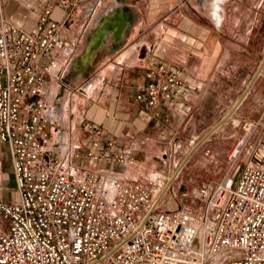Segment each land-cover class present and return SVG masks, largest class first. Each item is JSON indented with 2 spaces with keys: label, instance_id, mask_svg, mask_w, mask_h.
<instances>
[{
  "label": "built area",
  "instance_id": "1",
  "mask_svg": "<svg viewBox=\"0 0 264 264\" xmlns=\"http://www.w3.org/2000/svg\"><path fill=\"white\" fill-rule=\"evenodd\" d=\"M59 3L68 10L77 0ZM54 8L28 32L0 0V143L16 180V199L0 198V264H264V112L243 123L226 178L194 189L193 205L176 212L160 208L153 188L100 168L134 162L131 148L100 125L84 128L82 150L60 129L58 153L71 152L72 162L50 166L57 111L46 88L63 46ZM186 86L169 65L152 62L134 102L155 108ZM73 160L91 167L70 171Z\"/></svg>",
  "mask_w": 264,
  "mask_h": 264
},
{
  "label": "crops",
  "instance_id": "2",
  "mask_svg": "<svg viewBox=\"0 0 264 264\" xmlns=\"http://www.w3.org/2000/svg\"><path fill=\"white\" fill-rule=\"evenodd\" d=\"M2 2L7 18L28 32L54 4L52 16L62 24L63 46L46 88L49 104L53 108L62 104L60 109L68 111L70 97L62 98V92L72 90L68 79L73 77L85 80L86 97L90 92L101 95L100 122L89 121L84 128L90 123L102 126L119 146L131 148L134 159L126 168L101 166L108 176L141 184L149 175L143 162L150 154L145 144L157 136L177 137L189 127L194 128V148L221 142L217 148L214 143L207 155L225 157L244 136L243 123L264 112V42H252L256 32H264V0H77L68 10L59 0ZM159 61L182 75L187 86L172 101L141 108L134 102L136 88L145 81L150 64ZM254 63L259 64L256 71ZM230 64L235 65L234 76L242 72L239 86L244 89L221 116L222 97L216 98L215 88L230 80ZM72 103L76 104L75 98ZM215 103L219 105L210 106ZM165 124L168 130L163 133ZM52 126L57 127L58 139L62 128L55 120ZM63 131L68 142L80 145L68 120ZM7 156L11 161L8 151ZM84 163L91 167L88 161L78 164ZM3 186L2 200L16 198Z\"/></svg>",
  "mask_w": 264,
  "mask_h": 264
},
{
  "label": "rangeland",
  "instance_id": "3",
  "mask_svg": "<svg viewBox=\"0 0 264 264\" xmlns=\"http://www.w3.org/2000/svg\"><path fill=\"white\" fill-rule=\"evenodd\" d=\"M256 32L255 38L252 42H264V32ZM257 58V57H255ZM242 65V64H241ZM245 65V64H244ZM254 71L258 67V63H254ZM234 64L229 65V81L222 80L221 85L216 86V98L222 97L221 116H224L229 107L232 104L233 99H236L239 95L238 91H242V72L237 75H233L232 71L235 70ZM234 68V69H233ZM231 74V75H230ZM69 84L72 86V90L64 89L62 92V98L70 97V105L68 111H64L62 104L59 106L54 104V108L60 109L56 113V121L59 119L57 116L63 111V116H66L63 121L71 125L72 133L80 140V149H83L82 141H85L84 126L89 121L100 122L102 111L100 108L101 95L92 94L91 92L86 97L85 94V80L69 78ZM76 101L73 104L72 101ZM217 102V101H216ZM218 103L210 104V106H217ZM59 125V124H56ZM60 126V125H59ZM61 128V126H60ZM194 128H187L185 132L176 136H170L162 138L160 136L155 137L153 142L145 144L144 149L149 147L150 152L147 159L143 160L147 174H149L141 184L153 188L155 191L154 199L159 203L160 208L167 212H176L181 208H187L192 206L190 194L194 189L200 188L204 184L215 183L226 178L229 170V160L227 155L225 157L211 158V154L207 155L208 149H212L211 146L216 143L215 147L222 146L221 142H209L201 145L198 149L192 152L193 148L197 144L195 135L191 133ZM49 133L53 136V142L51 147L54 155H47L50 160V166L56 168L58 165L68 161L72 162L71 152L64 154L58 153V147H60L57 141V127L48 126ZM244 131V129H243ZM214 147V146H212ZM7 145L0 143V190L5 185L11 193L15 194L16 180L14 177L11 161L7 156ZM264 155V148L261 151ZM73 166H70V171H78L89 166L84 163V168H79L80 165L73 160ZM237 174H233L231 179L235 181ZM16 198L12 196V200Z\"/></svg>",
  "mask_w": 264,
  "mask_h": 264
},
{
  "label": "bare ground",
  "instance_id": "4",
  "mask_svg": "<svg viewBox=\"0 0 264 264\" xmlns=\"http://www.w3.org/2000/svg\"><path fill=\"white\" fill-rule=\"evenodd\" d=\"M217 7V6H216ZM114 24V23H113ZM59 119L56 121V119L53 118V121L55 120V124H59L63 130V128L65 127L66 123L63 121V119H65L66 116H63V111H61L59 113V115L57 116ZM59 149H61V146L58 147ZM58 149V150H59Z\"/></svg>",
  "mask_w": 264,
  "mask_h": 264
},
{
  "label": "water",
  "instance_id": "5",
  "mask_svg": "<svg viewBox=\"0 0 264 264\" xmlns=\"http://www.w3.org/2000/svg\"><path fill=\"white\" fill-rule=\"evenodd\" d=\"M232 114H233V112L230 113V114L227 116V119H228L229 117H231ZM198 146H199V144L196 146V148H197ZM196 148H194V150H195ZM194 150H193V151H194ZM193 151H192V152H193ZM192 152H191V154H192Z\"/></svg>",
  "mask_w": 264,
  "mask_h": 264
}]
</instances>
